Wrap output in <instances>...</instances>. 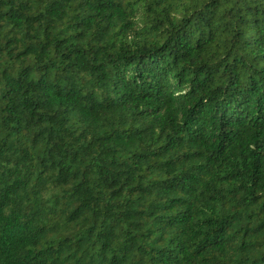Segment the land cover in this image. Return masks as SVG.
Masks as SVG:
<instances>
[{
  "label": "trees",
  "instance_id": "trees-1",
  "mask_svg": "<svg viewBox=\"0 0 264 264\" xmlns=\"http://www.w3.org/2000/svg\"><path fill=\"white\" fill-rule=\"evenodd\" d=\"M0 264H264V0H0Z\"/></svg>",
  "mask_w": 264,
  "mask_h": 264
}]
</instances>
